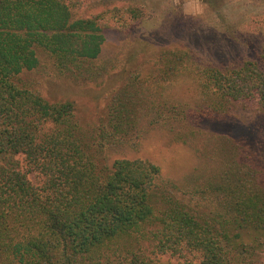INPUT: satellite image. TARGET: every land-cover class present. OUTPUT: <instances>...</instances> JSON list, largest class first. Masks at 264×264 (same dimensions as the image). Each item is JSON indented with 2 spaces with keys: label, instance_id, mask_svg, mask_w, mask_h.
<instances>
[{
  "label": "trees",
  "instance_id": "trees-1",
  "mask_svg": "<svg viewBox=\"0 0 264 264\" xmlns=\"http://www.w3.org/2000/svg\"><path fill=\"white\" fill-rule=\"evenodd\" d=\"M95 2L0 0V264H162L185 252L198 257L179 264H264V168L254 155L241 157L246 165L229 158L213 179L196 169L181 187L148 161L108 166L107 151L138 149L156 127L187 145L201 132L182 133L183 110L138 76L114 96L91 139L74 103H51L23 85V75L41 71V55L75 82L100 83L117 70L99 63L105 31L128 29L143 14L127 4L94 12ZM260 52L259 62L223 68L171 48L160 74L193 77L220 104L258 95L264 112V44Z\"/></svg>",
  "mask_w": 264,
  "mask_h": 264
},
{
  "label": "rangeland",
  "instance_id": "rangeland-1",
  "mask_svg": "<svg viewBox=\"0 0 264 264\" xmlns=\"http://www.w3.org/2000/svg\"><path fill=\"white\" fill-rule=\"evenodd\" d=\"M96 1L94 12L107 5L127 4L139 8L143 14L128 29L105 31L106 42L99 63L114 64L117 70L100 83L75 82L56 74L53 61L41 55V71L23 75L24 86L51 103H74L78 122L91 139L106 121L114 96L126 87L129 79L138 76L146 87L157 88L156 94L165 93L163 100L183 110L187 122L183 123L182 133L195 129L201 132L200 137L187 145L178 140L182 135L161 127L148 128L150 132L144 134L138 149L127 145L107 151L103 162L108 166L119 159L148 161L161 169L165 179L180 187L190 186L193 174L200 168L208 178H217L227 169V163L228 166L232 163L228 162L232 157L246 165L251 161H242L241 157L254 155L264 168V112L260 96L220 104L211 98L214 96L201 93L193 77L164 81L160 73L165 65L159 64L163 53L171 48L219 67H237L252 59L259 62L264 44V0ZM194 119L199 120L197 124L191 122ZM144 124L146 129L147 123ZM201 152L209 159L207 167L203 165ZM19 160L23 171L29 173L24 157ZM27 175L32 184L41 183L37 173ZM197 257L189 252L181 256L168 254L161 257V263L179 264Z\"/></svg>",
  "mask_w": 264,
  "mask_h": 264
}]
</instances>
